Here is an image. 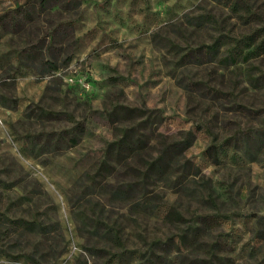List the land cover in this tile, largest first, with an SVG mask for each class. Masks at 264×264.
I'll use <instances>...</instances> for the list:
<instances>
[{
    "label": "rangeland",
    "instance_id": "1",
    "mask_svg": "<svg viewBox=\"0 0 264 264\" xmlns=\"http://www.w3.org/2000/svg\"><path fill=\"white\" fill-rule=\"evenodd\" d=\"M229 1L50 0L42 6L0 0V212L36 217L47 227L43 236L1 225L0 264H136L133 249H146L153 238L176 239L195 214L212 221L204 239L221 242L219 264H264V139L250 141L252 154L236 161L230 148L219 163L206 153L209 131L221 140L264 124V80H248L264 71V57L177 65L167 41L195 47L264 23V0H246L255 12L247 23L228 10ZM206 12L216 24L195 28L185 20ZM41 58L58 63L53 80ZM115 103L157 116L144 157L156 155L163 140L180 139L188 130L194 135L170 177L151 183L149 194L161 202L153 215L132 211L131 203L113 201L101 188L128 180L126 168L91 185L114 137L106 111ZM72 117L85 127L76 145L67 144L64 132ZM34 132L50 135L34 143L24 137ZM244 146L238 143L239 154ZM194 165L198 170L176 181ZM172 208L184 217L179 227L163 219ZM105 223L119 227L122 245L112 242ZM168 252L163 264H205L198 261L205 256L200 249L172 245Z\"/></svg>",
    "mask_w": 264,
    "mask_h": 264
},
{
    "label": "trees",
    "instance_id": "2",
    "mask_svg": "<svg viewBox=\"0 0 264 264\" xmlns=\"http://www.w3.org/2000/svg\"><path fill=\"white\" fill-rule=\"evenodd\" d=\"M39 5L46 4L50 0H37ZM52 1V0H51ZM226 7L228 10L241 22L247 23L250 18L253 17L254 11L251 5L246 0H231L227 2ZM20 7V6H16ZM14 12V11H13ZM258 16V13H256ZM259 17V16H258ZM3 16L0 15V21ZM261 19V18H260ZM186 22L195 28H204L207 25L215 23L213 14H191L185 17ZM216 24V23H215ZM54 37V35L52 36ZM168 48L172 49L175 53L176 64L182 63H201L204 61H221L225 64H234L238 61H249L262 59L264 57V23L260 26H253L250 31L241 33L237 37H229L227 35L219 34L215 36L208 43H200L195 47H182L168 39ZM225 45V46H224ZM224 46V54L221 55L222 47ZM40 66L43 72L48 73L51 76V80L55 78V73L59 68L56 60H48L41 58ZM260 79L264 80V71L260 74L253 76L251 73L248 75L250 82L256 83ZM191 83H200L198 80H191ZM213 93H218L219 90L213 88ZM242 107V105L240 106ZM40 114L46 113L44 108L39 107ZM53 110H48L47 113H52ZM152 111L144 110L139 107L128 106L124 104L115 103L107 111V118L109 123L114 129V137L107 141L103 149V154L95 166V170L91 177V185H97L100 178L106 179L111 176L117 168H126L131 171V176L128 180L122 179L117 182H113L109 185V182L103 183L101 188L104 192L111 195L112 200H118L124 203H131L130 209L140 214L153 215L160 209L161 202L155 196L150 195L149 189L151 183H157L159 181H165L168 179L174 169V167L180 163V157H184V152L191 145L194 135L192 131L188 130L184 132L183 137L180 139H172L169 141H161L160 147L156 155H149L144 157L143 153L147 151L149 147V130L154 126L157 116L152 115ZM136 117H140L137 121ZM162 117V116H161ZM160 117V118H161ZM73 121L72 127L66 131L67 144L76 145L85 130L82 122L71 118ZM129 121V122H128ZM122 123L120 125L115 123ZM209 131V130H208ZM210 132L211 141L206 147V153L213 163H219L222 157L228 155V148L231 149L230 159L236 161L247 155L252 154V151L247 148L252 141L253 144L260 143L264 139V124L257 128H247L239 130L231 136L224 137L221 140H217V135L214 132ZM46 134V136L44 135ZM50 133L34 132L24 135L30 142H35L42 138L47 139ZM57 137H63V132L56 134ZM245 143L244 154H239L237 149L238 143ZM259 148L260 144H257ZM258 153V150L255 151ZM187 170L183 173L180 171L177 174L176 181L181 178L180 175H186L191 171L198 170V167ZM195 169V170H194ZM97 178H99L97 180ZM199 215L195 214L189 220L186 227H183L177 234L176 239L173 236H168L166 239L153 238L148 247L144 250L133 249L137 258L136 264H163L168 261V249L174 245L176 250L181 248L187 249H200L204 252L205 256L198 258L205 264H219L221 263V257L217 254L222 248L221 242L215 238L213 240L204 239L205 235H210L211 231L209 227L210 222L207 223L202 216V219L198 221ZM164 221L176 225L179 227L183 222V215L176 209L166 210L163 214ZM206 222V223H205ZM10 225L15 230L18 229H31L37 230L41 235H46V225L43 221L36 217L29 219L23 217L10 218L6 214L0 212V226ZM105 231L111 236L112 242L122 245V236L118 226L112 223H105ZM156 248L163 249L166 253L157 252ZM168 252V253H167ZM114 258H119L122 254L116 252L112 253Z\"/></svg>",
    "mask_w": 264,
    "mask_h": 264
},
{
    "label": "built area",
    "instance_id": "3",
    "mask_svg": "<svg viewBox=\"0 0 264 264\" xmlns=\"http://www.w3.org/2000/svg\"><path fill=\"white\" fill-rule=\"evenodd\" d=\"M68 80H69L70 82H73V81L76 82V81H77L76 78H75V80H74V77H73V76H69V77H68Z\"/></svg>",
    "mask_w": 264,
    "mask_h": 264
}]
</instances>
